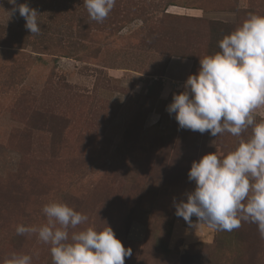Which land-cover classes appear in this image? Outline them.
<instances>
[{
  "label": "rangeland",
  "instance_id": "obj_1",
  "mask_svg": "<svg viewBox=\"0 0 264 264\" xmlns=\"http://www.w3.org/2000/svg\"><path fill=\"white\" fill-rule=\"evenodd\" d=\"M23 3L39 35L0 0V264L13 253L53 264L36 233H16L47 224L51 202L88 216L70 234L110 226L132 250L125 264H264L255 223L217 231L175 215L195 188L192 162L238 138L181 129L166 111L264 0H116L102 23L83 0ZM254 115L264 120V106Z\"/></svg>",
  "mask_w": 264,
  "mask_h": 264
},
{
  "label": "clouds",
  "instance_id": "obj_2",
  "mask_svg": "<svg viewBox=\"0 0 264 264\" xmlns=\"http://www.w3.org/2000/svg\"><path fill=\"white\" fill-rule=\"evenodd\" d=\"M13 5L31 35L41 32L38 12L27 3ZM89 17L102 23L116 0H83ZM220 51L200 58L197 74H190L179 94L174 93L166 111L179 128L217 137L225 132L238 138L227 154L208 153L193 161L188 179L195 182L187 200L173 201L175 215L189 226L192 217L217 231H233L243 222L255 223L264 239V120L254 113L264 106V15L250 13L243 23L219 42ZM251 130L247 139L242 133ZM48 223L40 227L16 226L18 235L36 233L50 245L53 264H125L132 255L113 229L79 225L86 214L57 202L42 208ZM107 224V223H106ZM28 254L13 253L3 264H31Z\"/></svg>",
  "mask_w": 264,
  "mask_h": 264
}]
</instances>
